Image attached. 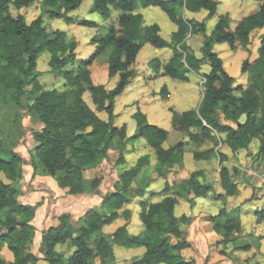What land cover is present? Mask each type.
<instances>
[{"label":"trees","instance_id":"trees-1","mask_svg":"<svg viewBox=\"0 0 264 264\" xmlns=\"http://www.w3.org/2000/svg\"><path fill=\"white\" fill-rule=\"evenodd\" d=\"M84 0H43V9L48 19H63L67 24L78 22L72 12ZM36 0H0V79L6 89L23 94L29 88L27 110L38 116L41 128L33 133L35 146L31 154L34 174L49 175L60 188L73 195L84 194L87 188L98 190L102 175L87 179V169L108 158L112 141L119 143L144 138L157 156V174L166 177L171 170L184 162L187 141L165 146L169 131L148 121L146 113L137 109L133 114L136 132L128 133V125L115 123L116 99L132 83L137 74L135 64L144 46L150 43L157 49L170 48L172 56L167 63L154 57L150 63L157 73L168 75L181 81H189V72L198 71L208 64L210 71L205 74L204 96L199 107L183 112L173 111L172 125L183 132L190 142L202 145L207 141L219 143L217 135H224V143L233 152L248 149L254 139L260 145L257 160L264 169V33L257 48L258 56L253 63L247 59L242 64V73L249 72L246 86L237 84L236 77L225 69L224 60L215 51V46L228 43L235 49L239 42L251 54L252 33L264 29V0L258 10L243 17L232 29L229 15L218 14L215 0H92L91 12H98L104 20H109L112 10L117 9L119 24L112 23L105 34L94 36V52L83 58L75 73L67 67L77 61L75 42L67 43L63 30L51 29L45 19L38 16L27 22L23 15L13 16L10 6L22 9L33 5ZM138 6L160 7L168 18L176 24L170 40L161 34V27L154 22L144 25ZM180 8L189 12L207 11V18L218 17L211 34H205L197 55L187 43L190 32H206V21L188 19L179 13ZM80 25L94 26L95 21L82 18ZM50 54L51 71L63 76L66 83L63 90L44 89L38 71L39 57ZM107 54L110 77L119 76L113 89L95 85L91 76V65L100 56ZM94 104L107 113L101 118L84 98L86 88ZM168 91L166 85L161 93ZM160 93V94H161ZM216 145L193 152L196 160H210L219 156L220 178L224 193L223 206L209 219L214 223V231L220 236L217 246L234 244L233 250L249 251L251 244L238 243L242 232L239 215L227 209V198L239 194L236 181L237 167L225 164L229 160L224 152L216 151ZM0 172L7 170L16 181L21 174L24 158L13 149L5 150L0 142ZM122 158V157H121ZM124 159L119 162L123 163ZM148 155L139 158L136 165L122 173L123 185L116 191L107 193L100 205L89 209L80 219L74 220L70 213L59 215L55 223L42 232L41 255L34 251V238L37 228L34 224L38 206L20 200L21 189L14 183H6L0 175V264H38L46 260L48 264H108L115 258V248L144 247L143 254L132 264H189L182 251L192 246L185 237L182 224H190L194 216L175 213L178 204L177 194L167 195L171 190L166 183L162 200L149 202L148 177L137 180L143 167L148 163ZM205 172L196 170L185 182L188 201L193 205L195 198L207 197L214 186L204 180ZM138 182L132 189V183ZM133 197L140 201L139 219L144 232L130 234L126 225L106 234L103 229L113 224L121 214L125 204ZM145 198V199H144ZM258 212L257 222L264 221V209ZM96 235L93 246L92 235ZM175 238V239H174ZM69 245L72 252L59 251V245ZM7 246L13 259H6L1 251ZM220 253L227 255L226 249Z\"/></svg>","mask_w":264,"mask_h":264},{"label":"rangeland","instance_id":"rangeland-1","mask_svg":"<svg viewBox=\"0 0 264 264\" xmlns=\"http://www.w3.org/2000/svg\"><path fill=\"white\" fill-rule=\"evenodd\" d=\"M218 3V14L229 15L232 20L231 27L234 29L237 23L245 16L258 10L262 0H215ZM92 0H84L82 4L72 12V15L78 19V22L67 24L63 19H48L43 9V0L36 2L26 8L16 9L10 6L13 16L23 15L27 22H31L38 16L45 19V25L49 30L59 29L67 34V43L75 42L77 45V61L74 65L67 68L74 71L82 64L83 58H88L95 50L93 37L105 34L107 27L112 23L120 26V11L112 10V16L109 20H104L98 12H91ZM136 13L143 16L144 25L154 22L161 27V34L164 38L170 40L172 32L176 29L167 14L158 6L147 8L138 6ZM179 13L188 19L197 21H206V32H190L187 36L188 45L197 55L201 56L200 47L205 34H211L218 17L207 18V11L189 12L185 8H180ZM82 18L95 21L94 26L80 25ZM264 29H257L252 33V52L248 54L243 50L241 44L237 42L236 48L231 49L228 43H221L215 46V51L224 60L225 69L232 76L236 77L237 84L246 86L249 81V72L242 73V64L245 60L253 63L258 56L257 48L261 42V35ZM173 51L170 48L157 49L150 43L146 44L140 51L135 69L137 74L132 83L126 90L117 97L115 108V123L118 126L128 125L129 135L136 132V121L133 114L140 109L146 113L148 121L157 124L169 131V137L165 146L175 145L179 141H187L184 162L182 165L174 167L166 177L157 174L155 166L158 165L157 156L152 148L147 144L144 138L136 141H127L119 143L112 141L110 144L108 158L100 164L87 169L84 176L87 179L95 178L98 175L103 176V180L98 190L87 188L84 194L73 195L67 193L65 189L58 186L55 178L49 175L34 174L31 165V154L35 146L33 133L41 128L38 116L28 112L27 105L32 102L29 100V88L23 94H16L15 90L6 89L0 79V142L5 150L13 149L18 152L24 162L21 164L22 177L14 181L7 170H1L0 175L6 183H14L21 189L20 200L24 203L37 205L34 224L37 233L34 238V251L41 255L39 243L44 229L55 223L56 218L62 213H70L74 220L80 219L89 209L101 204L103 197L107 193L118 190L123 185L122 173L130 167L136 165L137 161L143 155H148V163L143 167L137 180L142 177H148L150 185L147 189L149 202H157L164 198L163 190L166 183L171 190L167 195L177 194L178 204L175 213L177 216L183 214L194 216L190 224H182L181 228L185 237L195 246H191L182 251L183 257L189 264H209L212 255L216 252V244L210 241L209 253L200 258L198 257L202 248V235L199 227L207 230L213 225V231L209 233L214 235V223L209 219L210 215H215L223 206V198L218 197L219 193H224L221 185L220 170L221 164L219 156L210 160H196L193 152L202 151L216 145V151L224 152L229 160L225 162L229 167H237L238 174L236 181L239 187V194L227 198V209L233 215H239L242 223V232L239 235L238 243L251 244L249 251L244 249H234V244L223 246L227 255L221 256L227 258L224 264H264V221L257 222L258 212L264 209V169L257 160L259 149V139H254L248 149H241L233 152L232 149L224 143V135H217L219 143L207 141L202 145H195L190 142L183 132L177 131L172 125L173 111L183 112L190 108L199 107L202 102L205 90V74L210 71L208 64L202 65L198 71L189 72V81L174 79L168 75L157 73L150 61L158 57L162 63H167L172 56ZM38 71L41 72L39 79L44 89L58 90L64 89L66 83L63 76L51 71L50 54L44 52L38 61ZM91 76L95 85H103L107 89H113L119 80V76L110 77L107 66V54L97 58L91 65ZM166 85L168 91L161 93V88ZM86 92L84 98L92 109L98 115L107 119V113L94 104L92 96L88 90V85L84 84ZM161 93V94H160ZM0 156L3 154L0 153ZM122 157V158H121ZM124 159L123 163L119 160ZM157 167V166H156ZM203 170L205 172L204 180L211 183L214 188L205 198H195L196 202L188 201L189 195L185 190V182L193 171ZM138 182L132 183V189ZM60 190V191H59ZM142 198L133 197L130 203L125 204L121 210L120 217L111 225L104 227L106 234L114 232L118 227L126 225L130 234L138 235L144 232V226L139 219L140 201ZM145 199V198H144ZM209 221V222H207ZM207 234V233H206ZM96 235H92L90 244ZM175 239V238H174ZM203 239V238H202ZM204 248V247H203ZM59 251H66L69 255L73 249L69 245H59ZM145 251L144 247L139 248H115V258L108 264H132L136 258ZM12 255V252L9 251ZM199 253V254H198ZM262 254V255H261ZM203 255V254H201ZM13 257V255H12ZM38 264H48L46 260H40Z\"/></svg>","mask_w":264,"mask_h":264},{"label":"crops","instance_id":"crops-1","mask_svg":"<svg viewBox=\"0 0 264 264\" xmlns=\"http://www.w3.org/2000/svg\"><path fill=\"white\" fill-rule=\"evenodd\" d=\"M60 191V190H59ZM37 215V214H36ZM207 222H209V221H207ZM201 230V235H202V238H201V241H202V248H201V251H200V254H199V256L198 257H200V258H202L205 254L204 253H207L208 251H209V247H210V241H211V239L213 240V243H215L217 240H219L220 239V236L217 234V233H215L214 235H212L211 236V234L209 233V231H213V225H211L210 226V228H208V231L207 230H204V229H202V228H200L199 227V231ZM37 233V232H36ZM207 233V234H206ZM41 237H42V235H41ZM40 242H41V239H40ZM39 245H40V243H39ZM193 246H195L194 244H193ZM192 246V247H193ZM204 247V248H203ZM221 249H224L223 248V246L222 245H219V246H217L216 245V248H215V250H216V252L214 253V255H212V257H211V261L209 262V264H224V262H226L225 260L226 259H228V256H227V258H224L223 256H221L220 255V250ZM10 250L8 249V247L7 246H5L3 249H2V251H1V253H2V255L6 258V259H8V260H12L13 259V257H12V255L10 254V252H9ZM227 251V250H226ZM142 252V251H141ZM228 252V251H227ZM209 253V252H208ZM142 254H143V252H142ZM201 254H203V255H201ZM262 255V254H261ZM43 260V259H42ZM40 262V261H39Z\"/></svg>","mask_w":264,"mask_h":264}]
</instances>
